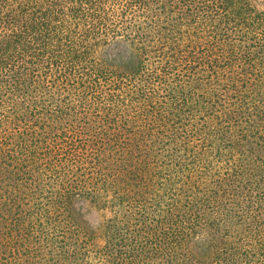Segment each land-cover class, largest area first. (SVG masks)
I'll return each mask as SVG.
<instances>
[{"label":"trees","instance_id":"16d2710c","mask_svg":"<svg viewBox=\"0 0 264 264\" xmlns=\"http://www.w3.org/2000/svg\"><path fill=\"white\" fill-rule=\"evenodd\" d=\"M0 264H264V0H0Z\"/></svg>","mask_w":264,"mask_h":264}]
</instances>
